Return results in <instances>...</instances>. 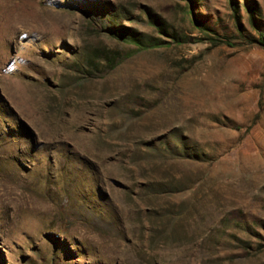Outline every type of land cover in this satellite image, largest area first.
Masks as SVG:
<instances>
[{
    "label": "rangeland",
    "instance_id": "1",
    "mask_svg": "<svg viewBox=\"0 0 264 264\" xmlns=\"http://www.w3.org/2000/svg\"><path fill=\"white\" fill-rule=\"evenodd\" d=\"M261 34L264 0H0V264H264Z\"/></svg>",
    "mask_w": 264,
    "mask_h": 264
},
{
    "label": "trees",
    "instance_id": "2",
    "mask_svg": "<svg viewBox=\"0 0 264 264\" xmlns=\"http://www.w3.org/2000/svg\"><path fill=\"white\" fill-rule=\"evenodd\" d=\"M113 31V33H115V29L113 28H108V32L111 33ZM262 35V41L264 43V34H261ZM128 38L127 41H130V37H126ZM144 40H142L143 42ZM140 42V45L142 46L143 43ZM145 42V41H144ZM125 57H121L120 55H117V56H112V55H105V61L103 62V64L105 65H108L110 66V69L113 70L115 68H117L122 62H123V59ZM98 68V67H97Z\"/></svg>",
    "mask_w": 264,
    "mask_h": 264
}]
</instances>
